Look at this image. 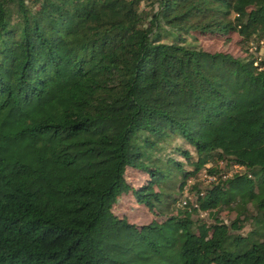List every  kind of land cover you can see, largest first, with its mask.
Returning a JSON list of instances; mask_svg holds the SVG:
<instances>
[{
    "label": "trees",
    "instance_id": "obj_1",
    "mask_svg": "<svg viewBox=\"0 0 264 264\" xmlns=\"http://www.w3.org/2000/svg\"><path fill=\"white\" fill-rule=\"evenodd\" d=\"M254 44L264 0H0V264H264ZM125 198L164 220L131 223ZM223 205L230 225L193 219Z\"/></svg>",
    "mask_w": 264,
    "mask_h": 264
},
{
    "label": "rangeland",
    "instance_id": "obj_2",
    "mask_svg": "<svg viewBox=\"0 0 264 264\" xmlns=\"http://www.w3.org/2000/svg\"><path fill=\"white\" fill-rule=\"evenodd\" d=\"M194 36L189 38V41L194 42L195 44H198L200 47H202L204 50L209 52H226L231 53L235 57H245L247 55V48L242 44L241 37L237 33H231L227 36H221V35H215V34H200V33H193ZM257 45H250L249 52L253 53L256 58L264 59V48H262L259 52L256 50ZM178 144H181V141H178ZM187 148L188 145H186ZM179 160H184L178 155H174ZM234 170H238L237 168ZM203 174V177L201 178V181L206 186L209 185L212 180H209L205 174ZM128 176L129 181L131 184H134L136 186H143L146 184V182L149 180V175L143 174L142 172H139L138 174L134 172V170H128ZM205 178L207 181H205ZM193 180L191 183H194ZM189 191V189H188ZM190 192H186L185 196H189ZM181 197V195H179ZM127 199V200H126ZM129 198H125L127 201L124 202L122 205L118 206L116 208V212L119 213V215H127L129 218V221L139 227L146 226L151 224L154 220L158 222H162L164 220L163 217H159L158 215L155 217V215H151L148 210L145 207H139L136 203L131 202L128 200ZM184 199V198H183ZM183 201V200H182ZM185 201V200H184ZM180 205L178 203L173 204L172 210L173 213H175L176 210H179ZM231 208L233 209V205H231ZM231 208L226 207L223 205L221 208L216 210L213 214H209L207 212H202L201 214H195L193 216V219L195 221H202L208 225H212L215 223V218H218L220 221L231 224L237 217L236 211L232 210ZM252 208H250V211ZM249 211V212H250ZM215 215V216H213ZM252 230V224L250 222H246L244 224V228L237 233L241 234H248Z\"/></svg>",
    "mask_w": 264,
    "mask_h": 264
},
{
    "label": "built area",
    "instance_id": "obj_3",
    "mask_svg": "<svg viewBox=\"0 0 264 264\" xmlns=\"http://www.w3.org/2000/svg\"><path fill=\"white\" fill-rule=\"evenodd\" d=\"M209 180H214L213 178H209Z\"/></svg>",
    "mask_w": 264,
    "mask_h": 264
}]
</instances>
